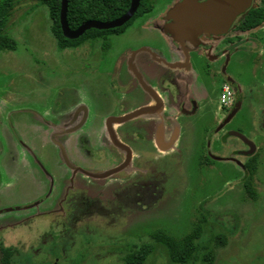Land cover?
Instances as JSON below:
<instances>
[{"label":"rangeland","instance_id":"rangeland-1","mask_svg":"<svg viewBox=\"0 0 264 264\" xmlns=\"http://www.w3.org/2000/svg\"><path fill=\"white\" fill-rule=\"evenodd\" d=\"M50 25L46 7L35 0H17L6 30L16 47L0 52V239L19 253L18 263L13 258L12 264H124L120 257L112 258L107 254L110 244L105 238L128 215L141 211V207L146 211L152 209L142 219L140 215L134 216L136 219L131 220L125 232L127 237L149 229H164L180 238L200 221L202 216L197 219L196 216L203 214L208 222L202 240L213 231L227 236L225 245L217 250L214 264H264V93H239L246 97L244 109L223 131L213 134L212 139L207 135L216 127V122L202 114L193 118V131L191 128L184 131L185 148L169 153L158 163L157 172L161 173L163 183L161 181L162 187L161 184L156 187L163 196L157 207H154L157 196L151 189H148L147 200L141 201L144 183L156 179V174L149 173L135 174L129 183L118 188L119 193L109 208L70 209L67 203L73 196L79 200L89 195L84 192L70 195L71 190L69 192L66 181L60 180L61 174L52 161L56 159L54 145L38 137L39 130L53 126V112L68 114L83 110L87 116L80 125L82 133L96 147L103 141L100 126L103 116H113L125 109L95 111L93 107L101 105L99 93H85V90L99 88L100 68L88 75L86 60L80 51L56 47ZM145 35L126 30L120 37L113 35L106 41L97 39L93 43L109 44L112 58L123 49L154 40ZM101 62L95 58L92 65L97 67ZM250 84L247 78H242L239 88ZM194 95L199 100L212 98L210 93ZM218 95L215 97L217 107ZM90 96H98V100H90ZM242 116L245 122L241 121ZM79 118L78 113L74 121ZM63 121L64 117L58 125ZM128 126L135 131L142 128L137 122ZM231 131L242 134L257 149L252 156L257 166L252 179L256 199L249 197L242 182L237 181L242 175L237 163L218 160L207 168L198 165V154L206 155L208 141L211 155L221 158L231 156L233 150L246 148ZM224 133L225 138H221ZM24 144L32 149L29 155L21 150ZM38 156L41 164L35 161ZM236 157L238 162L246 158ZM50 191L51 196L45 200L49 198L54 205L50 209L37 207L36 201ZM57 202L64 203L65 210L61 209V214L51 211L58 207ZM28 205L33 207L24 209ZM74 216L92 218V221L79 220L77 225H85L79 231L80 239L66 245L56 240L55 234L62 227H73ZM44 239L46 243H42ZM146 242L153 241L148 236L138 241L139 244ZM144 264L170 263L157 249Z\"/></svg>","mask_w":264,"mask_h":264},{"label":"flooded vegetation","instance_id":"flooded-vegetation-1","mask_svg":"<svg viewBox=\"0 0 264 264\" xmlns=\"http://www.w3.org/2000/svg\"><path fill=\"white\" fill-rule=\"evenodd\" d=\"M219 2V0H138L132 17L117 27L118 30L108 35L106 40L113 35L120 37L126 30L146 34L145 36L154 40L143 41L134 47L123 49L112 58H110L112 48L109 44L96 45L93 43L95 40H86L61 49L55 41L59 50L80 51L81 57L86 60L85 62L82 59L88 75H92L95 69L100 68L99 88L85 90V93H99L101 105L93 107L96 112L125 109L113 116H103L100 123L103 141L96 147L82 133L80 125L86 121L87 116V112L83 110L68 114L53 112V126L42 127L39 130L38 137L54 145L56 159L52 161L55 163L57 173L61 174L60 180L66 181L69 192L71 190L70 195L82 192L89 195L79 200L73 196L67 203L70 209L109 208L115 195L119 193L116 192L118 188L129 183L135 174L149 173L156 174V179L144 183L145 191L141 201L147 200L148 189H151L153 195L157 196L154 206L157 207L163 196L160 188L156 187L161 181L163 183L161 173L157 172L160 168L158 163L167 158L169 153L180 152L185 148L182 140L184 131L187 128L193 131V118L197 114H202L216 122V127L209 130L207 135L208 139H212L213 134L223 131L244 109L246 97L239 93H264V0H249L243 10H240L229 23L224 20L216 24L213 20L209 27L197 24L200 21L199 16H203L200 7L211 6L209 15L211 13L214 16L212 12L219 7ZM130 3L131 0L124 12L128 10ZM175 10L178 11L176 17L173 16ZM95 58L102 61L100 65L96 64L97 67L92 65ZM242 78H247L251 83L244 89L239 88ZM223 85H227L231 92L229 107L223 106L219 100ZM194 93H210L212 98L199 100ZM217 94L218 107L215 99ZM92 99L98 100V96H90V100ZM139 109L146 111L129 119L117 121ZM78 113L80 118L75 122ZM63 117L64 121L58 125ZM241 121L245 122L243 116ZM135 122L141 124L140 130L135 131V128L128 126ZM234 133L238 132L231 134L240 139L246 148L233 150L231 156L218 157V160H231L237 163L242 170V175L237 180L241 183L247 174L245 164L257 149L255 147L251 154H247L249 146ZM225 134H222L221 138H225ZM207 148L205 156L198 154V165L203 168L218 161L214 158L216 156L211 155L209 141ZM21 150L27 155L30 154L29 151L32 152L26 144ZM236 155L246 158L238 162ZM35 161L42 163L39 156ZM38 170L44 173L41 169ZM51 194L50 191L44 198L36 201L37 207L50 209L54 203L45 198ZM57 195L58 192L55 193V198ZM56 204L58 207L51 211L61 214V209L65 210L64 203ZM32 207L28 205L24 209ZM140 209L143 210L145 207ZM142 210L136 213L141 216L139 219L147 213L146 210ZM136 215L135 213L128 215L121 225L107 234L105 240L111 247L109 246L106 252L112 258L120 257L123 261V257L140 247L151 245L154 246L153 253L157 249L163 253L152 235L157 231H163L174 236L169 233L170 230L165 232L164 229H149L127 237L125 232L129 229L131 220L136 219L134 217ZM199 216L205 215L199 214L196 219ZM206 219L208 220V217ZM73 220L76 221L74 226L62 227L55 234L56 240H61L66 245L73 244L74 239H80L79 231L85 226L77 225L79 220L88 223L92 218L81 219L74 216ZM145 236L151 238L153 242L139 244L138 241ZM42 243H46V239ZM1 246L14 248L12 259L15 258L18 263L19 253L16 248L6 246L3 239H0ZM123 263L125 264L124 261Z\"/></svg>","mask_w":264,"mask_h":264},{"label":"trees","instance_id":"trees-1","mask_svg":"<svg viewBox=\"0 0 264 264\" xmlns=\"http://www.w3.org/2000/svg\"><path fill=\"white\" fill-rule=\"evenodd\" d=\"M40 6L47 8L51 20L50 31L55 38L58 48L75 46L82 41L96 40L106 37L117 28L97 30L89 29L77 39H66L59 24L60 0H35ZM17 0H0V52L14 50L15 40L6 30L12 11ZM129 0H68L67 22L71 29L77 28L86 20L109 21L120 16L128 7ZM246 178L242 184L249 197L256 199L257 193L252 186V179L257 166L251 157L245 164ZM206 217H201L191 231L182 238L164 233L155 232L152 237L155 243L163 250L164 256L170 264H214L217 250L225 245L226 234L223 232H210L206 240H202L204 229L207 226ZM154 252V246H142L131 254L123 257L125 264H144L150 254ZM14 248L0 247V264H12Z\"/></svg>","mask_w":264,"mask_h":264},{"label":"water","instance_id":"water-1","mask_svg":"<svg viewBox=\"0 0 264 264\" xmlns=\"http://www.w3.org/2000/svg\"><path fill=\"white\" fill-rule=\"evenodd\" d=\"M219 7L215 8L214 16L209 15L211 12V6L203 5L200 7V12L203 16H199L200 21L197 24H204L209 27L210 23H213L215 20L216 24L218 22L224 20L229 23L235 15L238 14L240 10L249 3V0H219ZM217 3V2H216ZM138 4V0H131L130 6L126 12H124L120 17L115 18L110 21H100V20H86L81 23L77 28L71 29L67 22V9H68V0H60V11H59V24L62 31V34L67 39H77L81 35L84 34L89 29H97V30H106V29H113L122 26L125 24L133 15L136 10ZM178 11L175 10L173 16L176 17V13ZM215 25V24H214ZM146 109H139L138 111L126 115L123 118H119L117 121H123L125 119H129L133 116L139 115L142 112H145ZM236 136L240 137L248 146L249 150L247 154H251L255 150L254 144L245 138L243 135L239 133H234ZM218 160V157H214Z\"/></svg>","mask_w":264,"mask_h":264},{"label":"built area","instance_id":"built-area-1","mask_svg":"<svg viewBox=\"0 0 264 264\" xmlns=\"http://www.w3.org/2000/svg\"><path fill=\"white\" fill-rule=\"evenodd\" d=\"M220 103L225 106L229 107L231 104V92L227 85H223L221 89V93L219 96Z\"/></svg>","mask_w":264,"mask_h":264}]
</instances>
